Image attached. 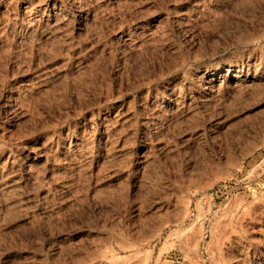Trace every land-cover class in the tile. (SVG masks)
Wrapping results in <instances>:
<instances>
[{
  "label": "rangeland",
  "instance_id": "rangeland-1",
  "mask_svg": "<svg viewBox=\"0 0 264 264\" xmlns=\"http://www.w3.org/2000/svg\"><path fill=\"white\" fill-rule=\"evenodd\" d=\"M53 1L0 0V46L5 48L0 50V139H13L7 148L14 150L15 179L23 184L17 192L22 195L16 196L19 206L12 213L0 212V264H66L105 252L104 244L115 246V234H128L144 220L152 225V234L165 229L145 242L139 257L151 255L160 264H198L180 247V235L186 232L191 246L200 235L204 238L200 262L218 264L222 254L229 264H250L252 259L264 264V75L232 101L216 92L221 90L215 89L214 97L200 86L201 92L189 94L201 99L189 101L193 115L185 111L168 118L171 124L165 119L150 128L144 117L150 90L164 89L171 77H188L197 66L234 61L247 71L249 60L256 59V66L264 68V0H90L91 22L76 31L71 20L67 42L59 40L53 55L39 44L38 26L19 31L17 48L24 47L18 54L7 46L21 17L40 18ZM137 29L140 34L129 46L122 36ZM44 72L50 78L36 87L43 95L36 89L28 92V80L35 82ZM149 77L150 85H139ZM19 89L28 95H16ZM9 94L19 99L12 101ZM221 95L228 97L219 99ZM103 113L113 122L109 137L99 128ZM58 132L89 143L91 154L60 167L42 158L35 171L39 184H27L19 160L29 153L34 161L36 143ZM195 181L198 193L188 190ZM187 210L184 223L175 224ZM233 214L236 229L228 223Z\"/></svg>",
  "mask_w": 264,
  "mask_h": 264
},
{
  "label": "bare ground",
  "instance_id": "bare-ground-1",
  "mask_svg": "<svg viewBox=\"0 0 264 264\" xmlns=\"http://www.w3.org/2000/svg\"><path fill=\"white\" fill-rule=\"evenodd\" d=\"M107 1V0H105ZM104 1V2H105ZM89 2L90 0H54L52 4L49 5V8L48 10H45L43 12V16L40 18L39 17H33L32 19H28V20H25V19H22V17L20 18L21 20L19 22H17L14 26V34L12 36V38L8 41L9 45H7L4 41V44H6L7 46H9L10 48H15V51L20 49V46L22 47V44L19 46V48H17V37L19 36V31L20 30H23L26 28V31L28 28H33V27H36L38 26V28L40 29L38 31L39 33V44L42 45V48L45 50L46 54L49 52L52 54L55 52V49L57 47V43L59 42V40L61 41V39H63V45L65 44V37L67 36V29H69L68 25L74 20V22H76L75 24V28L72 29V30H76V31H81L83 27L86 28V26L89 24V20H91L92 16L90 17V14L89 13V8H90V5H89ZM91 9V8H90ZM46 11H48L46 13ZM92 12V11H91ZM41 13V12H40ZM46 13V14H45ZM38 15H41L39 14L38 12ZM37 15V16H38ZM36 16V15H34ZM24 18V17H23ZM31 18V17H30ZM72 20V21H71ZM18 21V20H17ZM73 24V23H72ZM68 27V28H67ZM264 27V26H263ZM88 28V27H87ZM141 29H143V26H141ZM32 30V29H31ZM84 30V29H83ZM144 30V29H143ZM142 30V31H143ZM260 30V29H259ZM25 31V30H24ZM136 33H129L128 34H124L125 36H122L124 38V40L128 41V45L130 44V42H133L136 40V37L135 36H139L140 34V31L137 29L135 30ZM139 31V32H138ZM258 31V30H257ZM29 32V31H28ZM37 32V31H36ZM145 32V31H144ZM259 33V32H258ZM21 34V33H20ZM142 34V33H141ZM144 34V33H143ZM142 34V35H143ZM36 35V34H35ZM140 35V36H142ZM144 35H147L146 33ZM260 35V34H259ZM248 36H250V34H248ZM254 36H256L254 34ZM37 37V36H36ZM35 37V38H36ZM122 37H120V39H122ZM148 37V36H146ZM69 38V37H68ZM20 39V38H19ZM26 39V38H25ZM119 39V40H120ZM148 39V38H146ZM8 40V39H7ZM24 40V39H22ZM28 41H30L29 39H27ZM26 40V41H27ZM37 40V39H36ZM35 40V41H36ZM35 41L33 43H35ZM38 41V40H37ZM150 41V40H149ZM151 41H152V38H151ZM2 42V41H1ZM67 42V41H66ZM69 42H70V39H69ZM120 42H122L120 40ZM136 42V41H135ZM134 42V44H135ZM25 43V42H24ZM28 43V42H27ZM60 43V42H59ZM79 43V42H78ZM124 44V41L122 42ZM30 44V42H29ZM62 44V43H61ZM67 44V43H66ZM3 45V43H2ZM19 45V43H18ZM132 45V44H131ZM34 46V45H33ZM62 46V45H61ZM68 46H69V43H68ZM68 46L66 47H63L64 49L68 48ZM126 46H127V43H126ZM130 46V45H129ZM0 50L4 48V45L3 46H0ZM24 47V46H23ZM22 47V48H23ZM37 47V46H36ZM257 47V46H256ZM34 48V47H33ZM39 49V47H37ZM262 48V47H261ZM5 49V48H4ZM36 49V48H35ZM264 49V48H263ZM14 50V49H13ZM23 54H24V51L23 49H21ZM41 50V48L39 49ZM62 50V48H61ZM60 49L58 51H61ZM69 50V49H68ZM66 50V51H68ZM130 50V53L132 54L133 53V50L131 52V49ZM252 50V49H251ZM259 50V49H258ZM3 51V50H2ZM20 51V50H19ZM36 51V50H35ZM57 51V50H56ZM125 51V50H124ZM136 51V50H135ZM192 51V50H191ZM254 51V50H253ZM1 52V51H0ZM9 52V50H8ZM21 52V51H20ZM40 52V51H39ZM43 51H41L42 53ZM64 52V51H63ZM63 52H58L59 56H61L63 54ZM201 52V51H200ZM204 52V51H203ZM3 53V52H2ZM17 53V51H16ZM15 53V54H16ZM65 53V52H64ZM129 53V54H130ZM138 53V51H137ZM191 53V52H190ZM195 53V52H194ZM13 53V55H15ZM18 54V53H17ZM36 54H39V53H36ZM130 54V55H131ZM134 54V53H133ZM132 56H134L135 54ZM139 54V53H138ZM137 54V55H138ZM200 54V53H199ZM242 54V53H241ZM252 54V53H251ZM263 54V53H262ZM50 55V54H49ZM53 55V54H52ZM57 55V56H58ZM17 55H15L16 57ZM19 56V55H18ZM41 56V54H40ZM44 56V55H43ZM55 56V55H54ZM193 56V54L191 55ZM260 56V55H259ZM21 57V55L19 56V58ZM47 57V56H46ZM52 57V56H51ZM263 57V56H262ZM9 58V56H8ZM12 58V57H11ZM10 58V59H11ZM14 58V57H13ZM22 58V57H21ZM45 58V57H44ZM49 58V57H48ZM223 58V57H222ZM23 60L25 58H22ZM27 59V58H26ZM8 60V59H7ZM14 60V59H12ZM181 60V59H180ZM226 60V59H225ZM229 60V59H228ZM227 60V61H228ZM256 60V59H254ZM254 60H249L250 64H249V68H247V71H243V69L241 70L239 67H237V65H235L236 63H233L229 62L230 64H227V63H221L218 65L215 63V64H211V65H206V66H202V67H198V69L196 70H192V71H189V75H187L188 77L186 76H182L181 74L178 75L179 77L177 78H170L166 83H165V86H164V89L162 90H158V89H154V90H150L149 91V96L146 98V107H145V121L147 124H149L150 126V123L152 124V126L156 123H162L161 121H166V120H169V124H171V121L170 119H174L175 117H180V116H183V113L186 111L189 110L188 112V117H189V114H192L193 115V112H192V105H190L189 101L193 98H196L198 99L196 96L194 97L193 96H189V94L192 92V91H199L198 88L200 86H204L206 87V89H211L212 91V94L211 96L215 94V91L216 90H221V91H216V92H224L226 93L227 95H229V100L232 101L231 98H235L237 95H241V92L244 90V89H247L249 87L252 88V86L254 84L257 83V80H258V77L259 74L260 76H263L264 75V68L261 66H256V62L257 61H254ZM27 61V60H25ZM183 61V60H182ZM181 61V62H182ZM232 61V59H231ZM14 62V61H13ZM12 62V63H13ZM19 62V61H18ZM189 62V61H188ZM224 62V61H223ZM23 63V62H22ZM19 64H21L19 62ZM179 64V62H178ZM181 64V63H180ZM176 64L177 68L180 66ZM200 64V63H199ZM203 64V63H202ZM264 64V63H262ZM12 65V64H11ZM216 65V66H214ZM244 65V64H243ZM259 65V64H258ZM201 66V65H200ZM174 68V66H172ZM171 67V68H172ZM187 67V66H186ZM244 67V66H243ZM169 68V69H171ZM172 68V69H173ZM196 68V67H195ZM192 69V68H191ZM246 70V69H245ZM183 71V70H182ZM52 72V71H51ZM167 72V71H166ZM164 72V73H166ZM45 73V72H44ZM50 73V72H49ZM48 72L45 73L46 75H40L37 79L39 80H35V82L31 83V79L28 80V82L26 83L27 84V88L26 90L28 92H33L36 87L39 86V84L43 85L44 83L47 82V79L50 78V74ZM56 73V72H55ZM40 74V73H39ZM158 74V73H157ZM50 75V76H49ZM57 75H59L58 73L56 74V77ZM185 75V74H184ZM43 76H46L45 78ZM37 77V75H36ZM43 77V78H41ZM61 77V76H59ZM262 78V77H261ZM260 78V79H261ZM56 80V79H54ZM57 80H58V77H57ZM31 81V82H29ZM49 81V80H48ZM3 82V81H2ZM0 82V83H2ZM7 82V81H6ZM50 82V81H49ZM138 82V81H137ZM152 82V79H150V77L148 79H141L140 80V84L141 86H145V85H150ZM28 83L31 85H28ZM54 83V82H53ZM52 83V84H53ZM50 84V83H49ZM10 85V84H9ZM136 85V84H135ZM258 85V84H257ZM7 86H8V83H7ZM31 86V87H30ZM48 86V84H47ZM51 86V85H50ZM152 86V85H151ZM149 86V87H151ZM29 87V88H28ZM153 87V86H152ZM15 88V87H14ZM13 88V89H14ZM18 88V87H17ZM22 88V87H21ZM40 88V87H39ZM50 88V87H49ZM203 88V87H202ZM11 89V88H9ZM152 89V88H151ZM216 89V90H215ZM16 90V89H15ZM23 90V89H22ZM39 91V89H36ZM47 90V89H46ZM49 90V89H48ZM201 90V89H200ZM261 90V89H260ZM25 91V89H24ZM254 91V90H253ZM15 92V91H14ZM28 92H22L20 91V89L15 92L16 95L20 96V95H28ZM40 92V91H39ZM38 94L42 92H40ZM46 92V91H45ZM201 92V91H199ZM198 92V93H199ZM203 92H206V91H203ZM202 92V93H203ZM252 92V90H251ZM258 92V91H257ZM24 93V94H22ZM34 93V92H33ZM37 93V92H36ZM44 93V92H43ZM48 93V92H46ZM50 93V91H49ZM244 93V92H243ZM260 93V92H259ZM13 94V92H12ZM35 94V93H34ZM193 94V93H192ZM210 94V93H209ZM208 94V95H209ZM219 95V93H217ZM250 94V93H249ZM254 94V93H253ZM258 94V93H257ZM202 95V94H201ZM224 95V94H223ZM223 95L221 96H217L218 98L219 97H222ZM242 95H245V94H242ZM252 95V94H250ZM36 96V95H35ZM205 96V95H203ZM211 96L209 97L211 99ZM225 96V95H224ZM246 96V95H245ZM256 96V95H254ZM258 96V95H257ZM12 97H14L13 95L10 96L9 94V98L12 99ZM29 97V96H28ZM32 97V96H30ZM39 97V96H38ZM215 97V96H214ZM228 97V96H227ZM226 97V98H227ZM243 97V96H242ZM250 97V96H249ZM34 98V97H33ZM204 98H208L207 97H203L202 100H204ZM224 97H222L221 99H223ZM224 98V100L226 99ZM239 98V97H238ZM246 98V97H245ZM19 99V98H17ZM17 99L13 98V100H16ZM29 99V98H28ZM200 99V98H199ZM214 99V98H213ZM216 99V98H215ZM220 99V98H219ZM218 99V100H219ZM244 99V98H243ZM248 99V98H247ZM246 99V100H247ZM26 100V99H25ZM30 100H32V98H30ZM201 100V99H200ZM209 100V99H208ZM216 99V101H218ZM224 100H221V101H224ZM249 100V99H248ZM27 101V100H26ZM212 101V100H210ZM220 101V100H219ZM218 101V102H219ZM239 101H240V98H239ZM245 101V99H244ZM243 101V102H244ZM5 102V101H4ZM11 102V101H9ZM201 103V101H199ZM235 102V100H234ZM232 102V103H234ZM203 103V102H202ZM207 103V102H206ZM210 103V102H209ZM227 103V102H226ZM239 103V102H238ZM241 103V101H240ZM6 104V103H5ZM13 104V103H12ZM15 104V102H14ZM13 104V105H14ZM18 104V103H17ZM230 104V102H229ZM11 105V103H10ZM9 105V106H10ZM202 105V104H200ZM205 106V105H204ZM207 106V105H206ZM235 106V105H234ZM11 107V106H10ZM17 107V106H14V108ZM229 107V105H228ZM13 108V109H14ZM18 108V107H17ZM194 108V107H193ZM202 108L203 105H202ZM20 110V108H18ZM187 109V110H186ZM17 112V111H16ZM144 112V111H143ZM195 112V110H194ZM24 113V112H23ZM14 114V113H13ZM19 114V113H18ZM196 114V113H195ZM194 114V115H195ZM103 116H101V120H100V130L102 132V134L104 136H107L108 137L110 136L109 133H112L113 132V127L111 128V119L109 117V115L107 114H102ZM115 115V114H114ZM113 115V116H114ZM120 116V114H118ZM118 117V116H116ZM115 117V119H116ZM172 117V118H171ZM187 117V118H188ZM191 117V115H190ZM124 117H122L121 115V118L120 120L116 119L117 122L121 121ZM170 118V119H168ZM114 119V118H113ZM112 119V120H113ZM166 119V120H165ZM178 119V118H177ZM191 119V118H190ZM195 118H193L192 120H194ZM187 120V119H186ZM191 120V121H192ZM116 122V121H115ZM114 122V123H115ZM194 122V121H193ZM113 123V122H112ZM145 123V124H146ZM189 123V122H188ZM118 124V123H117ZM161 124V125H162ZM168 124V123H166ZM115 125V124H114ZM113 125V126H114ZM77 126V125H75ZM116 126V125H115ZM159 126V125H158ZM81 127V126H80ZM155 127V126H154ZM56 128V127H55ZM75 128V127H74ZM77 128V127H76ZM116 128V127H114ZM151 128V126H150ZM43 129V128H42ZM54 129V128H53ZM78 129V128H77ZM77 129H74V130H77ZM78 131V130H77ZM52 132V131H51ZM47 133V131H46ZM57 133V131H56ZM60 133V132H58ZM6 134V133H5ZM42 134V133H41ZM45 134V133H44ZM54 134V132H53ZM63 134V133H62ZM61 133L60 134H56V135H52L47 138L44 142H40V143H36V147L34 146L33 149L34 151L36 152H33L35 153V156L36 158H33V160H31V158L29 159V153L25 154V157H22L21 160H19V163L22 162L24 164V168H25V174L24 176L26 177L24 179V181L28 184L29 182H34L36 184H39V177L36 175V174H39V172H35L38 168L37 166H39V162L42 158H46V161L44 162H52L54 164V166L56 167H60L61 164L64 163V166L65 165H68L70 164L69 162H72V164L74 165V162L75 160L74 159H78L79 157H85L87 156L91 151H89V143H84L83 139L80 141L78 138H71L69 137L70 136V133L69 134H66V135H62ZM2 135V134H1ZM4 135V134H3ZM40 135V133H39ZM43 135V134H42ZM49 135V134H47ZM13 136V135H12ZM4 137H6L4 135ZM9 137V135H8ZM11 137V136H10ZM9 137V138H10ZM1 138V137H0ZM7 138V137H6ZM8 138V139H9ZM13 140V139H12ZM11 139L7 140L5 138L3 139H0V212H11V210L14 208L15 209V206H19L18 201L17 202V197L19 195H22V194H18L17 195V192L19 189H21V187H19L20 184L22 183H19L18 181H21L22 180H17L15 179V176H16V173L17 171H15L13 168L14 164L16 163V157L13 153V151L10 149V148H7V144L8 143H11L12 142ZM16 140V139H15ZM42 140V139H40ZM39 141V140H38ZM83 141V142H82ZM3 142V143H2ZM32 148V147H31ZM91 154V153H90ZM89 156V155H88ZM20 157V156H18ZM17 157V158H18ZM31 157V156H30ZM37 162H36V161ZM21 163V164H22ZM44 164V163H43ZM51 164V163H50ZM71 164V165H72ZM76 164V163H75ZM52 165V164H51ZM49 167V165H48ZM37 168V169H36ZM64 168V167H62ZM61 168V169H62ZM50 169V168H49ZM53 170V168H51ZM58 169V168H57ZM40 170V169H38ZM45 170V169H44ZM62 170H65L62 169ZM213 171V169H210ZM215 170V169H214ZM55 171V169L53 170ZM209 171V170H208ZM216 171V170H215ZM56 172V171H55ZM59 171H57L58 173ZM64 172V171H63ZM207 172V171H205ZM54 173V172H53ZM52 173V178L54 180H58V175L54 176V174ZM212 173V172H211ZM210 173V174H211ZM208 174V173H207ZM61 174H59L60 176ZM205 175V174H204ZM63 176V175H62ZM23 177V176H22ZM206 177V176H205ZM203 177V179L205 178ZM208 177V175H207ZM61 178V177H60ZM201 178V177H200ZM217 178V177H216ZM195 179V178H194ZM199 179V177L197 178ZM211 179V178H209ZM31 180V181H30ZM191 180V179H190ZM196 180V179H195ZM200 180V179H199ZM208 180V179H206ZM201 181V180H200ZM205 181V179H204ZM210 181V180H209ZM208 181V182H209ZM59 183V182H58ZM202 183V181H201ZM204 183V182H203ZM208 184V183H206ZM25 185V184H24ZM189 185V184H188ZM188 185H187V188H188ZM202 185V184H201ZM21 186V185H20ZM23 186V184H22ZM26 186V185H25ZM29 187V185H27ZM31 186V185H30ZM33 186H35L33 184ZM40 186V185H39ZM38 187V186H37ZM24 189V188H23ZM193 189V193H196L199 189H200V186L197 185V182L195 181V183H191L189 185V191ZM22 192V191H21ZM192 192V191H191ZM20 193V192H19ZM24 193V192H23ZM198 193V192H197ZM17 196V197H16ZM10 199L12 201H10ZM188 199V198H187ZM21 200V199H20ZM191 201V200H190ZM187 203V202H186ZM190 205V204H189ZM189 205H188V208H189ZM16 206V207H17ZM17 209V208H16ZM185 211V209H183ZM12 213V212H11ZM188 210L186 212L183 213L182 217L181 218H178L177 220H175V218L173 220L174 223H184L185 221V218L187 217L188 215ZM3 215V214H2ZM178 215V214H177ZM181 216V215H180ZM246 216V215H245ZM178 217V216H177ZM176 217V218H177ZM6 218V217H5ZM172 218V217H170ZM189 218V217H188ZM200 218V217H199ZM235 214H233V216H231L230 220L228 223L231 224L232 227H236L234 225L235 223ZM238 218V217H237ZM164 219V218H163ZM162 219V220H163ZM168 219V218H166ZM201 219V218H200ZM242 220V219H241ZM241 220L239 221L241 224ZM147 221V220H146ZM167 221V220H166ZM162 222V221H161ZM164 222V221H163ZM203 222V221H202ZM166 224L164 225H169L171 222H165ZM175 223V224H176ZM186 223V222H185ZM161 224V223H160ZM201 224V223H200ZM229 224V225H230ZM238 224V223H237ZM155 225V223H154ZM149 226H152L150 225L149 223H145V220H144V223H142L141 226H139V228L137 227L136 229H133L132 231H129L128 234H124L122 232L121 233H117L115 235H117L116 239L117 241H115V246L112 244V242L108 243L110 244L108 246V244H104L103 247H105L104 251L105 252H100V251H96V252H91L89 253L87 256L85 257H78L76 259H73L71 260V262L69 263H66V264H98L99 263V259L101 260H105L107 261L108 263L110 264H154V263H158L159 262V259L157 258V260H153L152 259V256L148 255V257H145V258H142V257H139L138 255H141V252H140V249L142 248V246H144L145 242H149V240L151 239H156V237H159L162 233V230L165 229V227L163 228V226L158 230L159 233H150L149 231ZM159 226V224L157 225ZM203 226V225H202ZM230 226V228H231ZM238 226V225H237ZM241 226V225H240ZM121 229V228H120ZM151 229V227H150ZM154 229V228H152ZM156 229V228H155ZM158 229V228H157ZM203 229V228H202ZM201 229V230H202ZM236 229V228H235ZM240 229V228H239ZM149 230V231H148ZM185 230V229H184ZM188 230V229H187ZM116 231V230H114ZM149 233H148V232ZM154 232H156L155 230H153ZM151 231V232H153ZM177 231V230H176ZM179 231V230H178ZM213 231V230H212ZM234 231V230H232ZM238 231V230H236ZM241 231V230H240ZM239 231V233H240ZM171 232V231H170ZM169 232V233H170ZM175 230L173 231V234H171L172 236L173 235H176V232ZM214 232V231H213ZM113 233V232H112ZM215 233V232H214ZM235 233V232H234ZM237 233V232H236ZM235 233V234H236ZM239 233L238 236H239ZM124 234V235H123ZM241 234V233H240ZM170 235V236H171ZM212 235V234H211ZM232 235V234H231ZM111 236V235H110ZM179 236V234H178ZM189 236V233L187 234L186 232L183 234L180 235V238H179V242H180V247L182 248V251H185L187 254H189V256H191V258L193 257L194 260H198V264L199 263H202L204 262V259L202 262L199 261L200 259V255L198 253V249L200 248V245L202 242H204V238L202 235L199 236V238L195 241L194 239L192 240L195 241V243L192 244V246L190 245V242L189 240L187 239ZM213 236V235H212ZM215 236V235H214ZM230 236V235H229ZM238 236L236 238H238ZM112 237V236H111ZM168 237V236H167ZM190 237V236H189ZM198 237V236H197ZM241 237V236H240ZM114 238V237H113ZM229 238V237H228ZM232 238V237H231ZM110 239V238H109ZM127 239V240H125ZM110 241V240H109ZM228 241V240H227ZM108 242V241H107ZM147 242V243H148ZM105 243V242H104ZM229 243V241H228ZM102 245V244H101ZM153 246V245H152ZM100 247V246H99ZM155 247V246H154ZM150 248V247H149ZM102 249V246L101 248ZM180 249V248H179ZM149 250V249H147ZM93 251V250H92ZM221 251V250H220ZM137 252H140V254H137ZM144 253V252H142ZM221 253V252H220ZM255 253V252H254ZM253 253V255H254ZM124 254V255H123ZM151 254V253H150ZM185 254V253H184ZM201 254V253H200ZM218 254V253H217ZM252 254V253H251ZM219 255V254H218ZM217 255V256H218ZM225 255V254H224ZM249 255V254H248ZM144 256V255H143ZM212 256V255H210ZM252 256V255H251ZM227 257V256H226ZM249 257V256H248ZM216 258V257H215ZM222 254H220L215 260L217 261L218 264H227L228 261H226V259L222 260ZM251 258V257H250ZM193 259H190L189 257V260H193ZM202 259V258H201ZM200 259V260H201ZM188 259L184 260L185 262L187 261ZM206 261V260H205ZM231 261V260H230ZM229 261V263H230ZM102 262V261H101ZM232 262V261H231ZM243 262V261H242ZM250 262V261H249ZM248 262V263H249ZM166 263V262H165ZM191 263V262H190ZM195 263H197V261H195ZM206 263V262H204ZM228 263V264H229ZM246 263V262H244ZM106 264V263H105ZM160 264V263H158ZM185 264V263H183ZM189 264V263H188ZM193 264V263H192ZM207 264V263H206ZM209 264V263H208ZM232 264V263H231ZM241 264V263H240ZM243 264V263H242ZM250 264H263V262H261L260 260H257V259H252L251 263Z\"/></svg>",
  "mask_w": 264,
  "mask_h": 264
}]
</instances>
